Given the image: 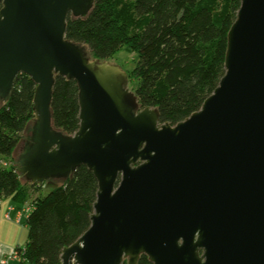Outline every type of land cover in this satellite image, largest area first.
<instances>
[{
  "label": "water",
  "instance_id": "water-1",
  "mask_svg": "<svg viewBox=\"0 0 264 264\" xmlns=\"http://www.w3.org/2000/svg\"><path fill=\"white\" fill-rule=\"evenodd\" d=\"M94 1L0 0V97L19 73L36 83L18 171L41 184L85 165L98 182L62 264H264V0H241L223 76L174 125L140 105L119 66L67 38V18ZM55 75L79 87L72 134L53 125Z\"/></svg>",
  "mask_w": 264,
  "mask_h": 264
},
{
  "label": "trees",
  "instance_id": "trees-1",
  "mask_svg": "<svg viewBox=\"0 0 264 264\" xmlns=\"http://www.w3.org/2000/svg\"><path fill=\"white\" fill-rule=\"evenodd\" d=\"M241 0H95L83 17L67 18V38L84 45L90 58L109 59L123 46L136 53L131 76L142 107L157 109L160 122L176 124L200 108L225 72L229 28ZM36 83L19 73L0 97V195L24 204L38 194L26 218L28 240L18 247L21 264H62V249L90 225L98 182L85 165L67 178L32 183L18 171L17 148L36 118ZM75 79L55 75L51 112L55 128L74 133L80 123ZM25 150V149H24ZM57 182L56 184H53ZM122 264H127L124 260ZM137 264H153L141 254Z\"/></svg>",
  "mask_w": 264,
  "mask_h": 264
},
{
  "label": "crops",
  "instance_id": "crops-1",
  "mask_svg": "<svg viewBox=\"0 0 264 264\" xmlns=\"http://www.w3.org/2000/svg\"><path fill=\"white\" fill-rule=\"evenodd\" d=\"M21 146L15 151L19 154ZM29 201L24 204L14 201L9 196L0 195V264L3 257L15 249L24 246L28 240L26 218L31 209L27 208ZM7 264H21L20 259H10Z\"/></svg>",
  "mask_w": 264,
  "mask_h": 264
},
{
  "label": "rangeland",
  "instance_id": "rangeland-1",
  "mask_svg": "<svg viewBox=\"0 0 264 264\" xmlns=\"http://www.w3.org/2000/svg\"><path fill=\"white\" fill-rule=\"evenodd\" d=\"M135 60H136V53L134 51L130 50L126 46H123L122 48L117 50L109 59H107V61L110 64L119 66L125 72V74L127 76V80H128L127 87L133 92H134V89H135L136 80L132 78L131 71H132V69H133V67L135 65ZM31 124L29 126H31ZM30 135H31V130H27L25 132V135H24V138H25L24 141H26ZM20 146H21L20 149H19L20 151L18 152L19 154L24 151L25 142L22 143ZM2 162L8 163L6 160H0V164H2ZM56 183L57 182H55L53 184H56ZM50 184H52V182ZM50 188H51V185H45L44 187L41 188L40 191H32L30 196H29V200H28L29 201V205H28V207L32 206V202H33L34 198L38 194H46L49 191ZM27 212H28V210H27Z\"/></svg>",
  "mask_w": 264,
  "mask_h": 264
},
{
  "label": "built area",
  "instance_id": "built-area-1",
  "mask_svg": "<svg viewBox=\"0 0 264 264\" xmlns=\"http://www.w3.org/2000/svg\"><path fill=\"white\" fill-rule=\"evenodd\" d=\"M2 164H3V166H7L8 165V163H6V162H2ZM30 209V207H28V209L27 210H29ZM16 258H21L20 257V252L18 251V249H15L11 254H9L8 256H6V257H3L2 259H1V263L2 264H7V262L10 260V259H16Z\"/></svg>",
  "mask_w": 264,
  "mask_h": 264
}]
</instances>
